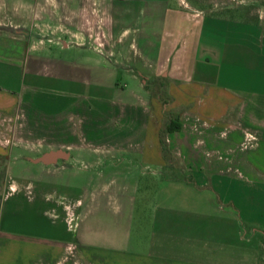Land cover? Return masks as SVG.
I'll use <instances>...</instances> for the list:
<instances>
[{
  "label": "crops",
  "instance_id": "1",
  "mask_svg": "<svg viewBox=\"0 0 264 264\" xmlns=\"http://www.w3.org/2000/svg\"><path fill=\"white\" fill-rule=\"evenodd\" d=\"M120 76L136 88L92 84ZM47 82L70 102L33 111L60 146L31 157L66 158L30 164L12 127ZM72 118L82 131L64 133ZM0 157V264H263L264 217L235 201L264 196V0H0Z\"/></svg>",
  "mask_w": 264,
  "mask_h": 264
},
{
  "label": "rangeland",
  "instance_id": "2",
  "mask_svg": "<svg viewBox=\"0 0 264 264\" xmlns=\"http://www.w3.org/2000/svg\"><path fill=\"white\" fill-rule=\"evenodd\" d=\"M38 33H41V32L38 31ZM49 46L52 47V51H53L52 53L54 56H56L55 59L60 60L61 63H65V60L69 62L70 59H73L74 57L78 56V54L76 53L77 52L76 50L64 51L63 50L64 47L61 48L60 46L58 45L56 46L55 44H49ZM96 79L98 81H96ZM93 82L94 83L92 84H95V86L103 84L107 87L113 88V86L117 85L121 89L126 88L127 91H131L136 88L135 85L131 83L130 78L127 76H120L118 78L117 77H103V78L94 77ZM58 84L59 85L63 84V87L65 88L67 87L65 83L59 82ZM68 84H71V83H68ZM153 84H154L153 95L159 98V100L162 102V105L165 107L163 100L167 99V95L164 94V91L168 87V81L160 78V79H156V81H154ZM57 88H60V87L54 88L51 82H47V90H45L43 94L40 95L41 98H37L38 100H36V104H37L35 106L36 109L32 111H29L27 109L23 110L22 108L20 110H17L15 114L16 119L12 127V132L16 134L17 136L16 138L21 139L20 141L16 140L18 144L16 143V145L13 148V153L14 155H16L18 159L31 164L30 160L36 159V157H31V155H37L38 153H40L41 151L45 149L59 148L60 142L54 140L53 136H51V138L47 137L46 140L44 141L39 140L43 138L44 136H47V135L49 136V134H54V131H55L54 122L51 121L52 124L48 125L49 128H47V131H45L44 129L45 126L43 125V123H41L39 116L33 113V111H37V112L41 111L42 113H46L50 115L55 112L56 107L60 106L61 104H63V107H65L70 102L67 96L62 94L59 90H56ZM75 89H81V88L79 86V87H75ZM106 95L110 97H115L117 99L118 98L117 89L115 91H110ZM170 100H171V97H170ZM170 103L171 101L169 102L168 105H170ZM170 115H171L170 117L174 116L173 113ZM166 118L169 119V116L166 115ZM81 119L85 120V118H78V119L72 118L70 120L68 119L63 125L64 133L81 132L82 131L81 125H79V122L81 121ZM118 127H119V124L116 123V128ZM45 132L47 133V135H44ZM74 143H75L74 147L77 148L83 142L76 141ZM9 159L0 157V175H1L0 192L4 191L5 185L7 184V181H8L7 171H8V163H9L8 160ZM178 163L179 162L176 160V164ZM34 166L39 167L41 165L37 164ZM3 171H5L6 174H1ZM28 173L29 172L16 174L15 179L27 181L29 178L33 180L34 177H38L37 174L33 175V174H28ZM224 181L228 182V179ZM212 182H213L212 188L208 190H203L202 192H203V196H206L208 199L214 198L216 202L218 199L217 193H220L218 188H221V185H218V182H215V181H212ZM220 183H223V182H220ZM229 184L230 183H225V186H223V190H222L224 193H228V196L231 195V193H233L234 191V186L231 187V184L230 186ZM238 191H239L238 194H239L240 199L237 198L236 200L237 202L235 201V203H236L239 216L246 220L247 214L253 213L252 214L254 215L253 218L255 217L257 221L262 222L263 217H264V196L263 195H260L259 197L257 196L254 202H250L252 200H249V203L247 204V194H248L247 190H245L244 188L238 187ZM233 196L234 195L229 196L230 200H232ZM243 224H244L243 225L244 229H247L246 228L247 224L245 221L243 222Z\"/></svg>",
  "mask_w": 264,
  "mask_h": 264
},
{
  "label": "trees",
  "instance_id": "3",
  "mask_svg": "<svg viewBox=\"0 0 264 264\" xmlns=\"http://www.w3.org/2000/svg\"><path fill=\"white\" fill-rule=\"evenodd\" d=\"M164 94L167 95V99L163 100L165 105H168L170 100V96L167 90L164 91ZM159 97V96H158ZM182 130V124L180 122V119L178 116L171 118L169 124L166 126L164 131L162 132L161 140L164 147V150H166V140H165V134L167 133H173L178 132ZM1 174H6L5 171H3ZM1 178V175H0Z\"/></svg>",
  "mask_w": 264,
  "mask_h": 264
},
{
  "label": "water",
  "instance_id": "4",
  "mask_svg": "<svg viewBox=\"0 0 264 264\" xmlns=\"http://www.w3.org/2000/svg\"><path fill=\"white\" fill-rule=\"evenodd\" d=\"M66 158V154L62 151L50 152L42 157L38 158L37 160H33L37 163H44L47 165L54 164L57 160Z\"/></svg>",
  "mask_w": 264,
  "mask_h": 264
}]
</instances>
